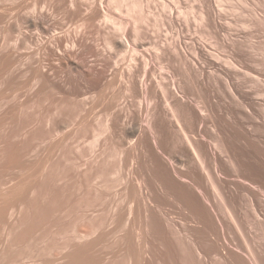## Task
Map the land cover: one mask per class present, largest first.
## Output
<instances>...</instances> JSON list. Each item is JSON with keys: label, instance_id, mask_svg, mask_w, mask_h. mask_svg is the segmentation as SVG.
Returning a JSON list of instances; mask_svg holds the SVG:
<instances>
[{"label": "rangeland", "instance_id": "374dc122", "mask_svg": "<svg viewBox=\"0 0 264 264\" xmlns=\"http://www.w3.org/2000/svg\"><path fill=\"white\" fill-rule=\"evenodd\" d=\"M104 1L103 11L93 9L99 19L91 27L83 25L86 2L77 9L67 2L77 13L57 0H0V264H244L251 255L264 264V152L257 156L254 140L264 137V127L255 125L260 117L264 122V0H143V19L127 2L116 9ZM207 4L231 30L224 57L238 66L236 94L212 80L196 88L182 79L180 58L163 47L180 32L217 41L204 17ZM110 35L129 45L109 49ZM59 40L72 43L96 71L60 65L53 53ZM169 70L176 80L164 83ZM130 72L151 87L142 107ZM196 103L207 108L206 119ZM170 106L180 110L179 121ZM187 135L206 153L204 166ZM234 141L251 156L239 169L246 185L226 159ZM170 177L178 187L160 184ZM182 178L199 181L208 201Z\"/></svg>", "mask_w": 264, "mask_h": 264}, {"label": "bare ground", "instance_id": "6f19581e", "mask_svg": "<svg viewBox=\"0 0 264 264\" xmlns=\"http://www.w3.org/2000/svg\"><path fill=\"white\" fill-rule=\"evenodd\" d=\"M33 1V0H32ZM48 1V0H47ZM62 1V2H61ZM84 2H86V3H88L87 5V7L89 8L88 10L86 9V10H84V12L83 13H90V16H88L89 18L87 19V20H84L85 22H84V24L83 25H87L88 23H90L91 21H93V25L94 24H96V23H94V19H99V18H96V15L98 14H94V13H96V12H94V8L95 9H97V5H99L98 6V8L99 9H101L103 6V3L105 2L104 0H83ZM142 1L143 0H129V1H127V0H110V3L109 4H111L114 8H120V7H122L123 6V4H126V2L127 3H129V6H130V8H131V10H132V12L135 10L136 12L138 11V12H140V16L139 17H141L140 19H143V17H144V12H143V10H142ZM206 1V0H205ZM42 2H43V0H42ZM45 2V1H44ZM43 2V3H44ZM56 2V1H55ZM57 2H58V4L59 3H62L63 5H65L66 7H63V5L61 6V8L63 7V9H73L74 10V8H76L77 9V7H79V3H81V2H79L78 3V5H77V1L76 0H60V1H58L57 0ZM67 2H68V4H70L72 7H74L75 5H77V7H74V8H72L71 6H69L68 8H67V6H68V4H67ZM84 2H82L81 3V5L83 4V5H85L86 6V4L84 3ZM207 2V1H206ZM211 2V1H210ZM47 3V2H46ZM53 3V2H52ZM65 3V4H64ZM106 3H108V2H106ZM20 4V3H19ZM35 4V3H34ZM50 4V3H49ZM163 4H166V3H163ZM206 4V3H205ZM215 4V3H214ZM18 5V4H17ZM24 5V4H23ZM81 5H80V8H82L81 7ZM82 5V6H83ZM105 5V4H104ZM110 5V6H111ZM128 5V4H127ZM219 5H220V3H219ZM14 6H15V4H14ZM38 6H39V4H38ZM42 6V5H41ZM44 6V5H43ZM50 6V5H49ZM57 6V5H56ZM60 6L58 5V7L60 8ZM100 6H101V8H100ZM164 6H166V5H164ZM40 7V6H39ZM46 7H47V5H46ZM86 7V8H87ZM216 7V6H215ZM215 7H213V5H211V4H207L206 5V10H205V12H204V17L205 18H207L208 20H209V22H210V25L212 26V33H214V35L216 36V38H217V41H209V42H206L202 37H200V36H198V34H196V33H194V34H192L190 37H188V38H184L183 37V34H182V32H180V34L178 35V37L175 39V41L174 42H167V43H164V45H163V47H171L172 49H173V52L177 55V57H179L180 58V60H181V63H182V70L180 71V75H181V77H182V79H184V80H189L190 82H192L193 84H195V86H196V88L197 87H199V86H201V85H205L206 83H207V81H214L215 83H219V84H226L228 87H230L231 88V90H232V92L234 93V94H236L235 93V91L232 89V87H231V82H232V76H233V73L237 70V68H238V66L236 65V63L233 61V59H231L228 55H227V58H225L224 56H226L225 55V53L228 51V48L229 47H231V43H233V42H231V40H233V38H231V30H229V29H227L226 28V25H228V23H225V22H223V20H221V19H219V18H217V17H215L214 18V12H215ZM4 8V7H3ZM15 8V7H14ZM16 8H18V7H16ZM28 8V7H27ZM30 8H31V6H30ZM37 8V7H36ZM80 8H78V9H80ZM116 8V9H117ZM130 8H129V10H130ZM65 9V10H66ZM69 9L68 10H66V11H68L69 12ZM33 10V9H32ZM39 10V9H38ZM73 10H71V11H73ZM83 10V9H82ZM93 10V11H92ZM130 10V11H131ZM4 11V10H3ZM9 11H10V9H9ZM8 11V12H9ZM18 11V10H17ZM30 11V10H29ZM28 11V12H29ZM58 11V10H57ZM61 11V10H60ZM74 11H76V10H74ZM80 11H81V9H80ZM96 11V10H95ZM99 11V10H98ZM101 11H103L102 9H101ZM101 11H99V13L101 12ZM126 11H127V9H126ZM146 11V10H145ZM179 11V10H178ZM12 12H14V11H12ZM11 12V13H12ZM35 12H36V10H35ZM53 12V11H52ZM77 13L79 12V10L78 11H76ZM76 12H74V13H76ZM112 12V11H111ZM117 12V11H116ZM137 12V13H138ZM21 13H22V11H21ZM58 13H60V12H58ZM73 13V12H72ZM103 13V12H102ZM68 14V13H67ZM17 15V14H16ZM30 15V14H29ZM46 15V14H45ZM54 15V14H53ZM58 15V14H57ZM63 15V14H62ZM132 15V14H131ZM7 16V15H6ZM10 16V15H9ZM33 16H35V15H33ZM40 16V15H39ZM67 16V15H66ZM80 16V15H79ZM98 16H100V15H98ZM97 16V17H98ZM103 16L105 17L104 19H106V20H108L109 19V16H108V14H103ZM102 16V17H103ZM43 17V16H42ZM82 17V16H81ZM84 17V16H83ZM101 17V16H100ZM137 17V16H136ZM76 18V17H75ZM79 18V17H78ZM77 18V19H78ZM85 18V17H84ZM8 19V18H7ZM34 19V18H33ZM43 19V18H42ZM73 19V18H72ZM26 20V19H25ZM65 20V19H64ZM80 20V19H79ZM73 21V20H72ZM82 21V20H81ZM105 21V20H104ZM132 21V20H131ZM28 22V21H27ZM46 22V21H45ZM63 22V21H62ZM71 22V21H70ZM75 22V21H74ZM79 22V21H78ZM102 22V21H101ZM64 23V22H63ZM66 23V22H65ZM121 23V22H120ZM59 24H60V22H59ZM69 24V23H68ZM226 24V25H225ZM73 25V24H72ZM71 25V26H72ZM75 25V24H74ZM89 25V24H88ZM106 25V24H105ZM76 26H79V25H76ZM81 27H82V25H80ZM89 26H91L92 27V25H89ZM44 27H47V26H44ZM49 27V26H48ZM53 27V26H52ZM67 27V26H66ZM80 27V28H81ZM94 27H96V26H94ZM188 27V26H187ZM38 28V27H37ZM73 28V27H72ZM75 29H77L76 27H74ZM80 28H78V32H77V34L80 32ZM46 30H47V28H45ZM84 29V28H83ZM87 29V28H86ZM98 29V28H97ZM104 29V28H103ZM35 30V29H34ZM40 30V29H39ZM43 30H44V28H43ZM51 30V29H50ZM66 30V29H65ZM117 30L118 31H123L124 32V27H123V25H121L120 27H117ZM37 31V30H36ZM62 31H64V29H62ZM88 31V30H87ZM101 31H102V29H101ZM181 31V30H180ZM45 32V31H44ZM48 32V31H47ZM76 32V31H75ZM81 32H83L84 33V30L83 31H81ZM95 32V31H94ZM46 33V32H45ZM57 33H59V32H57ZM70 33V32H69ZM126 33V32H125ZM71 34V33H70ZM80 34V33H79ZM94 34V33H93ZM93 34H90V37H91V35H93ZM97 34H99L98 32H97ZM114 34V33H113ZM81 35V34H80ZM100 35H101V33H100ZM105 35V34H104ZM103 35V36H104ZM115 35H117V34H115ZM105 36V43L107 44L106 46L110 49H113V50H116V48L118 49L119 47H126V46H128L129 45V43H127L126 41H125V39H123V38H121L120 36L118 37V36ZM121 35V34H120ZM33 36V35H32ZM57 36V35H56ZM72 36V35H71ZM35 37V36H34ZM38 37V36H37ZM76 37V36H75ZM78 37V36H77ZM88 37V36H87ZM89 37V38H90ZM127 37V36H126ZM136 37H137V35H136ZM54 38V37H53ZM52 38V39H53ZM79 38V37H78ZM125 38V37H124ZM219 39H222V41H219ZM34 40V39H33ZM65 40V39H64ZM70 40V39H69ZM87 40V39H86ZM85 40V41H86ZM89 40V39H88ZM91 40H92V37H91ZM74 41H75V39H74ZM93 41H95V40H93ZM99 42V41H98ZM132 42V41H131ZM53 43V42H52ZM64 43H66V42H64L63 40H59V42H58V45H57V48H56V50L55 51H53V53L56 55V56H58V60L60 61V63H59V61L56 63V64H60V65H62L63 67H66V68H70V70L73 68V69H76V70H79V72L81 71V72H84V73H87V74H89V72H93V71H96V69L92 66V64H89V62H88V59L87 58H79L78 56H76V53L74 52V44H73V46L74 47H72V46H70V45H72V43L69 45H66V44H64ZM70 43V42H69ZM74 43V42H73ZM100 43V42H99ZM140 43V42H139ZM97 44V43H96ZM135 44V43H134ZM76 45H77V43H76ZM84 45V44H83ZM141 45V44H140ZM144 45V44H143ZM48 46V45H47ZM85 46H86V43H85ZM88 46V45H87ZM95 47V46H94ZM101 47V46H100ZM129 47H131V46H129ZM41 48V47H40ZM83 48V47H82ZM88 48V47H87ZM86 48V49H87ZM98 48V47H97ZM103 48V47H102ZM101 48V49H102ZM85 49V50H86ZM100 49V50H101ZM120 49V48H119ZM123 49V48H122ZM127 49V48H126ZM130 49V48H129ZM135 49V48H134ZM33 50V49H32ZM38 50H40V49H38ZM77 50V49H76ZM88 50V49H87ZM89 50H90V48H89ZM93 50H95V49H92L91 51H93ZM100 50H99V52L97 51V53L99 54L100 53ZM103 50V49H102ZM128 50V49H127ZM35 51V50H34ZM80 51V50H79ZM96 51V50H95ZM111 51V50H110ZM137 51V50H136ZM77 52V51H76ZM88 52V51H87ZM94 52V51H93ZM102 52V51H101ZM106 52V51H105ZM35 53V52H34ZM81 53V52H80ZM90 53V52H89ZM88 53V54H89ZM115 53V52H114ZM143 53V52H142ZM32 54V53H31ZM53 54V55H54ZM82 54V53H81ZM91 54V53H90ZM119 54V53H118ZM37 55V54H36ZM79 55V54H78ZM85 55H87V54H84V57H86ZM95 55L96 54H94V57H95ZM116 55V54H115ZM31 56V55H30ZM46 56V55H45ZM48 56V55H47ZM99 56H101V55H99ZM105 56V55H104ZM147 56V55H146ZM150 56V55H149ZM205 57L204 59V61L203 62H200L199 61V59L201 58V57ZM53 57V56H52ZM78 57V58H77ZM89 57V56H88ZM93 57V58H94ZM97 57H98V55H97ZM102 58H103V56H101ZM37 58V57H36ZM105 58V57H104ZM157 58V57H156ZM112 59V58H111ZM151 59V58H150ZM165 59V58H164ZM49 60V59H48ZM175 60V59H174ZM142 61H143V64H145V65H148L149 64V61L150 60H148V58H146L145 56H143L142 57ZM29 62V61H28ZM109 63V62H108ZM56 64H52V66H53V70H54V68L55 67H57V66H55ZM95 64V63H94ZM136 64V63H135ZM59 66V65H58ZM114 66V65H113ZM180 66V65H179ZM62 67V68H63ZM97 67V66H96ZM111 67V66H110ZM180 68V67H179ZM59 69V68H58ZM64 69V68H63ZM113 69V68H112ZM137 69V68H136ZM177 69V68H176ZM69 70V71H70ZM57 71V70H56ZM65 71V70H64ZM133 71V70H132ZM29 72V71H28ZM137 72V71H136ZM136 72H135V74H136ZM94 73V72H93ZM83 74V73H82ZM91 74V73H90ZM96 74H98V73H96ZM84 75V74H83ZM86 75V74H85ZM138 75V74H137ZM177 75V74H176ZM100 76V75H99ZM129 77H131V81H132V83H134L135 85H136V87H138V91L140 92V94L142 95V97H143V99H142V101H141V107H142V104H144L143 102H145V100H148L149 98H151V93H150V89H151V87H149V85H148V83H146V79H145V76H144V78H139V77H135V75H133V73L132 72H130V76ZM143 77V76H142ZM96 78H97V75H96ZM101 78V77H100ZM99 78V79H100ZM90 79V78H89ZM99 79H95V80H97L96 82H100L101 80H102V78L100 79V81H98ZM169 79L172 81V82H175V75L173 74V72H172V70H169V72H168V76H166V77H164L163 78V80H164V83H169ZM93 80V79H92ZM89 81V80H88ZM94 80H93V84H94ZM102 82V81H101ZM155 82V81H154ZM182 82V81H181ZM98 83H95L94 85H96V84H98ZM108 84H109V82H107ZM111 83V82H110ZM158 84L160 85V82L158 81ZM158 84H157V86L156 87H158ZM171 84H173V90H171V93H173L174 94V96L177 94V91H176V88H175V86H174V83H171ZM99 85H101V84H99ZM134 85V86H135ZM155 85V84H154ZM170 85V84H169ZM104 86V85H103ZM106 86V85H105ZM133 87V86H132ZM154 88H155V86H153ZM209 87V86H208ZM88 88V87H87ZM94 88H96V87H94ZM97 88H98V85H97ZM211 88V87H210ZM236 88H237V86H236ZM239 88V87H238ZM93 89V88H92ZM134 89V88H133ZM101 90H103V89H101ZM105 90V89H104ZM129 90V89H128ZM211 90V89H210ZM210 90H209V92H208V94H209V97H211V96H213V94H212V92H210ZM29 91V90H28ZM89 91H90V89H89ZM96 91V90H95ZM212 91V90H211ZM85 92V91H84ZM94 92V91H93ZM98 92V91H97ZM102 91H100V93H101ZM227 92V91H226ZM132 93V92H131ZM84 94V93H83ZM82 93H81V95H83ZM87 94L88 93H85L84 94V96L86 95V97H87ZM90 94H91V92H90ZM94 94V93H93ZM96 94V93H95ZM101 95V94H100ZM138 95V94H137ZM166 95V94H165ZM29 96V95H28ZM83 96V97H84ZM162 96V95H161ZM86 97L84 98V99H86ZM140 97V96H139ZM141 97V98H142ZM166 97V96H165ZM89 99V98H88ZM152 99V98H151ZM164 100V99H163ZM171 100V99H170ZM182 100V99H181ZM184 100V99H183ZM149 101V100H148ZM159 101V100H158ZM95 102V101H94ZM102 102H104V101H102ZM160 102V101H159ZM162 102V101H161ZM165 102V101H164ZM156 103V102H155ZM146 104V103H145ZM163 104V103H162ZM89 105V104H88ZM178 105V104H177ZM180 105V104H179ZM90 106V105H89ZM96 106V105H95ZM114 106V105H113ZM145 106V105H144ZM174 106V105H173ZM146 107V106H145ZM148 107V106H147ZM176 107V106H175ZM195 107H197V110H198V112L200 113V115H202L203 117H204V119H206L205 117L207 116V115H209L210 113H207V108L206 109H203V108H201L200 107V104L199 103H196V106ZM103 108V107H102ZM106 108V107H105ZM144 108V107H143ZM92 109V108H91ZM140 109V108H139ZM147 109V108H146ZM104 110V109H103ZM103 110H102V112H103ZM142 110V109H141ZM141 110H140V112H141ZM149 110V109H148ZM169 110H170V112H172V115H173V117L175 118V119H177L178 121L180 120V115H181V112H180V110L179 109H177V108H173V107H169ZM105 111V110H104ZM183 111V110H182ZM95 112V111H94ZM144 113V112H143ZM139 114V113H138ZM145 114V113H144ZM150 114H152V113H150ZM136 116V115H135ZM142 118V117H141ZM187 118V117H186ZM202 119V118H201ZM199 123V122H198ZM176 124V123H175ZM231 124V123H230ZM200 125V124H199ZM255 125L258 127V128H263L264 127V122H263V117H260V119H257L256 120V122H255ZM151 126V123H149V127ZM230 126H232V125H230ZM137 128L138 126H134V128ZM153 127V126H152ZM143 129H144V127H143ZM135 130V129H134ZM137 130V129H136ZM141 130H142V128H141ZM141 132V131H140ZM155 135V134H154ZM249 138H250V136H248ZM262 135L261 134H259L258 135V137H256V138H254V140H255V142H256V144H257V148H256V153H257V156H260L259 158H261V154L264 152V137H263V139H262ZM186 138V137H185ZM197 138V137H196ZM187 142H188V144H189V147H190V150H191V152H192V155H193V157H194V159L199 163V165H201V167L202 166H204V164L206 163V158H207V155H206V153H204V152H202L200 149H199V147L197 148L196 146H195V144H194V141H193V138H191V137H189L188 135H187ZM234 140H235V137H234ZM154 141V140H153ZM154 144H155V146H158L157 145V142L156 141H154ZM232 149H231V151H230V154H228V156H227V161L229 162V164L231 165V167L233 168V172L235 173V175H236V177H235V180L236 181H239V182H242V183H245V185H246V183H248L247 181H246V179H244L243 177H241V172L239 171V169L240 168H243L244 166H246V164H249L250 163V161H251V156L249 155V152L247 153V152H245V151H241V150H238V148L236 147V142L234 141V142H232ZM202 146V145H201ZM154 147V146H153ZM219 151H220V153H225V152H229V150L226 148V146H224V145H222V146H220L219 145ZM155 148H157V147H155ZM205 148V147H204ZM153 150V149H152ZM217 152V151H216ZM208 155L210 156V158H213V157H216L215 156V151L212 149V147H209L208 148ZM192 158V157H191ZM252 163V162H251ZM173 164V163H172ZM207 164V163H206ZM257 164V163H256ZM253 165V164H252ZM255 166V165H254ZM257 166V165H256ZM259 166V165H258ZM248 168H249V166H248ZM249 169H251V168H249ZM257 169V168H256ZM259 169L261 170V168L259 167ZM206 172V171H205ZM204 172V174L206 175V173ZM236 173H238V174H236ZM240 173V174H239ZM262 173V171L260 172V174ZM256 174H258L257 172H256ZM174 175L175 176H177L178 177V175H177V173H176V170H174ZM259 175V174H258ZM262 175V174H261ZM180 176H182V175H180ZM177 181H179L176 177H170V179L169 180H167V181H161V183L160 184H170L171 186H177L178 187V182ZM221 181H224V180H221ZM186 183V184H188V185H192L193 187H195L201 194H202V196L204 197V199H205V196H204V194H203V191H201L200 190V188H198L197 187V184L198 183H200L199 181H191V179L189 180V179H187V178H182V183ZM225 182V184L227 183H229V180L227 181V180H225L224 181ZM180 184H181V182H179ZM156 184H157V182H156ZM158 184H159V182H158ZM250 184V183H249ZM157 186V185H156ZM161 186V188H163L162 186L163 185H160ZM159 186V187H160ZM170 186V187H171ZM183 186H184V184H183ZM191 186V187H192ZM253 186V185H252ZM167 187V186H166ZM190 187V188H191ZM182 188V187H181ZM194 188V189H195ZM193 189V190H194ZM170 190V189H169ZM184 190H185V187H184ZM197 190H196V192H197ZM164 191H165V189H164ZM168 191V190H167ZM171 191V190H170ZM259 191H260V189H259ZM264 191V190H263ZM262 191V192H263ZM195 192V193H196ZM194 193V194H195ZM193 194V193H192ZM224 194H226V193H223V195ZM230 194V193H229ZM222 195V196H223ZM260 195H261V193H260ZM195 196V195H194ZM263 196V195H262ZM224 197V196H223ZM226 197V196H225ZM224 197V198H225ZM227 197H229V195L227 196ZM196 198H198V197H196ZM220 198V197H219ZM233 198V197H232ZM231 198V199H232ZM198 200V199H197ZM200 201H201V199H199ZM206 200V199H205ZM204 200V201H205ZM224 200H226V199H224ZM228 200H230V198L229 199H227V201ZM203 201V202H204ZM208 200H206V202H207ZM226 201V202H227ZM204 204V203H203ZM209 204V203H208ZM207 204V205H208ZM229 204V203H228ZM231 205V204H230ZM209 206V205H208ZM208 206H207V210H209V208H210V206H209V208H208ZM228 207V206H227ZM229 208V207H228ZM192 209H196V208H192ZM213 209V208H212ZM233 210V209H232ZM210 212H211V210H210ZM234 213H236V212H234ZM217 214V213H216ZM210 215H212V214H210ZM213 215H214V211H213ZM210 217V216H209ZM210 219H212V218H210ZM236 222V221H235ZM217 223H219L218 221H217ZM226 224V223H225ZM209 227V226H208ZM211 228V227H210ZM207 229V228H206ZM219 231L220 230H222L223 229V226H220V228H217ZM209 230H211V229H209ZM212 230H214V229H212ZM223 231V230H222ZM161 232V231H160ZM209 233V232H208ZM207 233V234H208ZM212 235V234H211ZM212 237H213V235H212ZM211 238V237H210ZM212 239V238H211ZM227 239V238H226ZM215 240V239H214ZM229 240V239H228ZM252 240V239H251ZM213 241V240H212ZM217 241V240H216ZM259 241V240H258ZM225 242V241H224ZM250 242V241H249ZM227 243V242H226ZM252 243V242H251ZM259 243V242H258ZM249 245H250V243H249ZM259 245V244H258ZM251 246V245H250ZM257 248V247H256ZM258 248H260V247H258ZM254 249V248H253ZM261 249V248H260ZM259 250V249H258ZM257 251V250H256ZM264 252V251H263ZM258 253V252H257ZM260 253V252H259ZM255 254V253H254ZM240 255V254H239ZM257 255V254H256ZM255 255V256H256ZM263 255V254H262ZM246 256V255H245ZM252 257L251 258H249L248 257V255H247V257H248V260H247V258H246V260H245V258H243L244 259V261H245V263L244 264H256V261H255V259L253 258V255H251ZM254 256V257H255ZM261 256V255H260ZM262 257V256H261ZM240 258V257H239ZM259 258V257H258ZM263 260V259H262ZM261 260V261H262ZM243 261V262H244ZM242 263V262H241Z\"/></svg>", "mask_w": 264, "mask_h": 264}]
</instances>
